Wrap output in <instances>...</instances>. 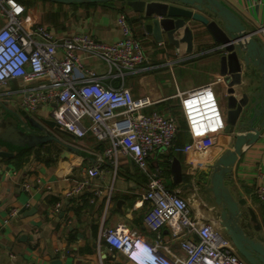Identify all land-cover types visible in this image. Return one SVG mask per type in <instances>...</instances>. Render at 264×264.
<instances>
[{"label": "crops", "instance_id": "crops-1", "mask_svg": "<svg viewBox=\"0 0 264 264\" xmlns=\"http://www.w3.org/2000/svg\"><path fill=\"white\" fill-rule=\"evenodd\" d=\"M218 1L238 17L248 33L264 24V0ZM22 2L23 19L33 28L44 26L57 39L84 33L99 41L112 43L121 38L115 21L124 13L141 42L145 57L137 71L125 77V86L131 89L135 97L145 95L154 101L143 112L156 110L176 119L177 146L191 144L181 113L179 94L212 83L220 76L218 57L221 52L208 51L216 44L210 36L199 33L204 30L201 24L193 23L190 27L193 40L192 52L188 54L185 43L174 47L166 39L156 41L144 29L142 14L134 12L127 0L106 3ZM182 34L183 28L176 32L175 38L180 39ZM58 55L61 56V53ZM77 55L82 58L83 66L99 74L105 73L102 61L84 58L80 51ZM102 82L113 87L120 85L119 79L105 78ZM245 82L246 79L242 77V83ZM45 84L46 81L31 85L21 80L10 81L0 87V101H7V106L13 109L23 110L20 106L23 89ZM226 86L224 81L212 86L223 114L226 111ZM236 90L237 97H240L242 89L237 87ZM53 107L52 104H43L30 115L36 119H50ZM236 133L223 132L215 141L208 140L200 158L193 153L154 151L148 157L149 171L162 175L165 185L174 189L176 187L172 184L169 167L172 159L176 158L181 164L183 183H194L230 149ZM57 135L61 141L88 152L94 161L73 153L62 157L65 148L53 142L14 153L11 158L0 157V264H52L54 261L59 264H130L119 252L109 253L103 242L99 244L98 234L102 228L121 226L134 235H141L147 240L152 238V233L143 224L148 208L143 200L147 175L140 172L127 156L118 153L116 164L105 159L98 175L91 177L87 171L95 162V153L107 143L98 142L92 137L76 140L60 133ZM260 171H264V129L256 142L244 146L228 180L236 195L245 199L253 209L264 234V205L253 193L255 178ZM85 181L78 193L67 195ZM98 190L103 191L102 195H95ZM196 192L181 193L182 196L197 197L195 208L199 200L206 204ZM56 202L61 206L59 212L54 213L52 208ZM206 206L201 213L217 219L213 205ZM12 209L17 210L16 216H9ZM168 238L165 234L164 239ZM165 254L177 260L180 256L178 243L169 242Z\"/></svg>", "mask_w": 264, "mask_h": 264}, {"label": "built area", "instance_id": "built-area-1", "mask_svg": "<svg viewBox=\"0 0 264 264\" xmlns=\"http://www.w3.org/2000/svg\"><path fill=\"white\" fill-rule=\"evenodd\" d=\"M23 15L24 6L18 0H0V87L14 80L28 85L46 81L45 85L23 89L20 106L30 114L43 104H52L50 116L59 129L76 140L92 137L107 143L95 153V162L87 171L89 176L98 175L105 159L116 164L118 153L147 175L143 200L148 208L143 224L153 236L149 239L152 255L143 264H248L223 233L218 220L201 213L207 207L202 200L195 208V195L182 196L169 189L161 176L148 167V157L154 151L193 153L200 158L208 140L215 141L224 132L225 116L212 89L223 77L179 94L181 113L192 141L179 147L175 143L176 119L156 110L143 112L154 101L145 95L135 97L124 84L125 77L135 73L145 59L141 42L124 13L115 21L121 38L112 43L84 33L57 39L44 26L31 27ZM251 36L264 45V24ZM78 51L84 58L102 61L105 73L83 66ZM105 78L119 79L120 85L104 84ZM255 179L253 193L264 205V171L258 172ZM85 183H79L67 195L78 193ZM102 193L98 190L95 195ZM60 206L56 202L52 211L59 212ZM16 215V209L9 213ZM139 236L143 237L121 226L107 227L100 230L98 243L103 242L109 253L123 255ZM171 241L178 243L177 260L165 254Z\"/></svg>", "mask_w": 264, "mask_h": 264}, {"label": "water", "instance_id": "water-1", "mask_svg": "<svg viewBox=\"0 0 264 264\" xmlns=\"http://www.w3.org/2000/svg\"><path fill=\"white\" fill-rule=\"evenodd\" d=\"M60 3H106L112 0H47ZM134 12L142 14L147 33L158 42L174 47L186 44L192 52L193 23L204 27L199 33L208 35L216 44L209 52L219 53L218 72L227 85L225 96V134L234 135L231 147L225 151L200 179L183 183L180 161L172 159L169 172L173 191L178 194L197 191L204 202L213 205L215 217L236 252L248 264H264V234L261 225L245 199H240L228 184L232 167L244 146L256 142L264 129V45L248 33L238 17L218 0H127ZM183 28L180 39L175 34ZM198 30V29H197ZM207 51V52H208ZM242 77L246 79L242 83ZM242 89L237 97L236 89ZM0 157L11 158L47 143L65 148L62 157L70 153L94 161L88 152L61 141L57 134L74 137L59 129L50 119H36L19 108L8 107L0 101ZM52 264H59L54 261Z\"/></svg>", "mask_w": 264, "mask_h": 264}, {"label": "clouds", "instance_id": "clouds-1", "mask_svg": "<svg viewBox=\"0 0 264 264\" xmlns=\"http://www.w3.org/2000/svg\"><path fill=\"white\" fill-rule=\"evenodd\" d=\"M138 238L134 239L129 251L122 255L130 264H143L145 259L152 255V252L149 251L151 249L149 240L144 237H141L140 240Z\"/></svg>", "mask_w": 264, "mask_h": 264}, {"label": "trees", "instance_id": "trees-1", "mask_svg": "<svg viewBox=\"0 0 264 264\" xmlns=\"http://www.w3.org/2000/svg\"><path fill=\"white\" fill-rule=\"evenodd\" d=\"M20 3H23L22 1H26V0H18ZM77 140H80V139H77Z\"/></svg>", "mask_w": 264, "mask_h": 264}, {"label": "bare ground", "instance_id": "bare-ground-1", "mask_svg": "<svg viewBox=\"0 0 264 264\" xmlns=\"http://www.w3.org/2000/svg\"><path fill=\"white\" fill-rule=\"evenodd\" d=\"M140 239H141V237L138 238V240H140Z\"/></svg>", "mask_w": 264, "mask_h": 264}, {"label": "rangeland", "instance_id": "rangeland-1", "mask_svg": "<svg viewBox=\"0 0 264 264\" xmlns=\"http://www.w3.org/2000/svg\"><path fill=\"white\" fill-rule=\"evenodd\" d=\"M217 98V97H216ZM217 100H218V98H217ZM162 176V175H161Z\"/></svg>", "mask_w": 264, "mask_h": 264}, {"label": "flooded vegetation", "instance_id": "flooded-vegetation-1", "mask_svg": "<svg viewBox=\"0 0 264 264\" xmlns=\"http://www.w3.org/2000/svg\"><path fill=\"white\" fill-rule=\"evenodd\" d=\"M224 233V232H223Z\"/></svg>", "mask_w": 264, "mask_h": 264}]
</instances>
